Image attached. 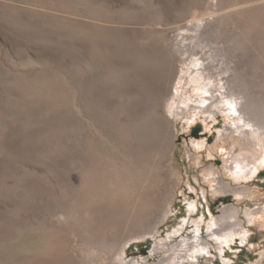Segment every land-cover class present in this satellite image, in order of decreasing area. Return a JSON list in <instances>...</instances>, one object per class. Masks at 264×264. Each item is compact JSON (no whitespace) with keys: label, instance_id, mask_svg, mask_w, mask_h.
I'll return each mask as SVG.
<instances>
[{"label":"rangeland","instance_id":"1","mask_svg":"<svg viewBox=\"0 0 264 264\" xmlns=\"http://www.w3.org/2000/svg\"><path fill=\"white\" fill-rule=\"evenodd\" d=\"M248 18L264 23V0H0V264H264V134L233 138L210 114L173 115L197 98L193 62L216 94L255 88L264 102V47L247 38ZM136 114L137 155L160 149L146 194L165 213L154 234L111 252L106 234L73 231L56 210L84 196L92 153L129 149L115 123ZM236 160L260 168L238 182Z\"/></svg>","mask_w":264,"mask_h":264},{"label":"bare ground","instance_id":"2","mask_svg":"<svg viewBox=\"0 0 264 264\" xmlns=\"http://www.w3.org/2000/svg\"><path fill=\"white\" fill-rule=\"evenodd\" d=\"M249 21L250 22L244 28V32L248 36L247 38H251L252 40L255 39L256 36V38L261 40L259 42H261L264 47V23L258 22L255 18L252 21L249 19ZM191 65L195 66L194 68H190L189 73L191 77H193L194 85L197 86V98L195 100L190 98V102L185 101L186 107L181 108V111L176 110L175 113H173L175 117L186 113L188 110H197L198 113L203 112L210 114L214 122L218 119H223L224 122L228 121L230 127L226 126V131H228L233 138L236 136L235 134H239L240 136L244 135L245 128H248L252 134H264V110H260L261 106L264 107V102L257 103L255 96H253V98L249 96L251 93L255 95L257 89L254 88V90L242 91V89H236L234 86L233 88L223 86L221 89L224 91H220L219 94H216V91L210 88L209 83H206L204 86L202 85L201 77H203L205 70L201 66L199 67L197 62H193ZM202 66H204V64ZM208 72L210 73V71ZM195 73H198V75L195 76ZM238 100H241V103H238ZM219 104H221L222 107ZM213 106H216L218 110H210ZM171 109L174 110L173 108ZM133 117L129 118L126 123H115L116 128L123 135L124 144H126L129 149L126 148V150H124L125 152L123 151V153H120L121 147L117 151V146H115L114 148L119 152L116 155H105L103 153L94 152L91 154L90 164L86 170H82L84 165L80 162L79 166L82 168L80 171H82L78 174V180H80V191L78 190V192H82L84 196L78 195L77 198H74L71 202H63L57 208L59 212L56 210L57 213L66 214L68 216L69 222L72 223L73 231L83 233L88 230L92 235L101 233L106 234L109 237V241L101 242L99 247H101V249H108L111 252L113 249H119L117 246L120 242L124 243V248L135 239L154 234L158 230L160 218L164 215L163 213H165V211L162 210L159 199H157V197L147 196L146 194V184L148 182L150 183V180L155 176L152 175V171L155 172L156 170H160L161 167L163 168V166H161L163 161L159 158L160 149H149V152H147V155L144 157L143 155L140 157L137 155V153L141 152L140 139L144 132L137 114L136 117L134 115ZM135 142L138 143V146L134 148ZM112 145H114V143H112ZM261 147L262 150H264V142ZM121 154L123 155L122 157ZM236 164L237 166L234 169L231 168L230 172L238 182L247 180L251 174H256L260 168L257 166L255 167V171H253L249 164L244 165L241 160H236ZM263 165L264 158L260 161V166ZM112 171H114L115 175L117 174L119 176L120 174L122 178L120 183L115 180L111 182L107 181V176ZM147 171L149 172L148 174ZM154 178H156V176ZM227 188L228 187L225 186L223 189ZM232 192L240 193V190L235 189ZM124 209L126 210L125 212ZM225 211L228 210L226 209ZM85 212L90 214L89 218H86ZM228 216L229 214H225L223 219H226ZM229 227H232V225H229L227 228ZM228 242H230L229 237L228 241L225 243ZM222 245H224V242H222ZM64 260L66 261V259ZM67 264L77 263L68 260Z\"/></svg>","mask_w":264,"mask_h":264},{"label":"flooded vegetation","instance_id":"3","mask_svg":"<svg viewBox=\"0 0 264 264\" xmlns=\"http://www.w3.org/2000/svg\"><path fill=\"white\" fill-rule=\"evenodd\" d=\"M260 173V172H259ZM239 240V239H238ZM240 241V240H239ZM218 242H220L219 241V239H218ZM221 243V242H220ZM231 247H236V246H232L231 244L229 245V246H225V245H223V247H222V249H231ZM224 252H226V251H224ZM217 254H219V252H217Z\"/></svg>","mask_w":264,"mask_h":264}]
</instances>
